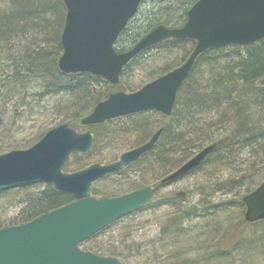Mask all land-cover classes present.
Here are the masks:
<instances>
[{"label":"trees","instance_id":"1","mask_svg":"<svg viewBox=\"0 0 264 264\" xmlns=\"http://www.w3.org/2000/svg\"><path fill=\"white\" fill-rule=\"evenodd\" d=\"M5 1L11 10L5 12L1 9L0 13V153L18 147V142H22L20 145L27 148L39 140L44 132L51 128L46 124L48 120L46 116L56 114V108L60 106L71 111L70 114H65L60 122H69L74 128L96 129L99 126L111 124L113 120L100 125L84 126L81 119L111 92L137 90L135 89L137 86L126 84L124 80L139 63L144 51L125 65L117 84L89 72L64 73L58 67V59L63 50L59 40L61 37L59 29L60 25L62 29L64 26L61 22L62 17L58 20L59 9L66 10L63 0H55L54 12L59 13L54 22L46 19L44 14L45 6L49 4L46 0H0V6L5 4ZM196 1L149 0L146 8L142 10L140 24L135 26L137 28L133 27V22L129 27L127 26L116 41L115 48L118 51L131 48L158 24L181 26L186 20L188 9ZM47 30L51 34L48 35L53 38V46L47 42L38 44L33 39L36 34L38 36L37 32L45 34L44 31ZM19 37H21L20 40ZM120 37L123 38L124 45L119 41ZM16 41L20 46L22 41L26 44L23 48L19 45L16 47ZM166 41L167 44L164 45L166 49L186 51L182 61L192 52L196 43L188 38H172ZM263 77L264 38L248 44L222 45L201 53L178 91L171 116L154 111L171 119V123L155 126L151 135L163 127L157 144L133 164L151 155L149 157L151 160L155 159L154 164L169 168L162 175L164 177L192 156L189 154L190 149L199 151L206 145L217 142L214 150L189 173L196 171L210 160H218L230 165L245 159L247 162L245 171H240L242 173L235 174L230 180L232 182L250 180L251 183L243 190H239L225 204L244 208L242 196L252 191L264 179V84L261 82ZM152 79L154 78L149 81ZM41 94L42 97L38 98ZM66 96H72L71 100L66 101ZM49 110L52 111L48 113ZM27 122L32 123L33 129L38 128L37 122L42 128L34 129L35 132L25 138L14 139L13 127L15 125L26 127ZM2 142L7 143L2 144ZM97 147L98 142L87 153L84 162L74 160L72 171L80 170L96 162L109 163L116 160V154L105 156L104 160L96 158ZM174 151H186V153L182 161L172 163L168 167L163 162L165 154ZM162 177L156 178L153 182L156 185V193L163 184L171 182L161 183ZM139 186V183L134 182L126 189L131 191L140 188ZM9 190L0 191V195ZM94 193L104 195L97 190H94ZM178 198L183 199L172 194L163 196L161 200L158 198L157 201L155 198L152 203L126 214L99 233L109 230L128 217L133 218L146 209L179 201ZM14 199L11 198L8 203ZM73 199L71 194L57 191L49 185L41 194L31 195L28 200L26 199L27 206L20 209L17 214L3 215L0 211V228L27 222ZM198 206L207 209L209 204L201 202V204L193 205L191 209L195 210ZM181 219L182 216L171 215L165 228L159 232V236L149 240L147 244L155 247L169 234L165 231L179 225ZM242 221L246 222L244 219ZM82 245L87 250L113 256L124 262H128L131 256L136 259V255L131 250L126 251L114 242L108 243L105 248H97L96 251L94 248L87 247L85 242Z\"/></svg>","mask_w":264,"mask_h":264},{"label":"water","instance_id":"2","mask_svg":"<svg viewBox=\"0 0 264 264\" xmlns=\"http://www.w3.org/2000/svg\"><path fill=\"white\" fill-rule=\"evenodd\" d=\"M142 1L63 0L66 15L58 67L64 73L90 72L117 83L123 67L141 51L169 38L196 41L179 66L137 91H115L99 101L82 118L85 125L148 110L169 116L181 85L201 53L221 45L248 44L264 38V0H197L188 9L182 26L158 24L130 49L117 52L115 42ZM261 81L264 84V78ZM162 132L161 127L115 162L94 163L72 173L63 172L64 164L71 153L92 149L94 132H79L65 122L46 131L29 148L0 154V190L46 181L75 198L26 223L0 228V264H126L115 257L83 250L79 244L126 213L152 202L155 185L114 197L97 198L90 191L94 181L118 172L151 150ZM216 146L217 142L206 145L162 182L184 176ZM242 200L245 220L264 219V180L244 194Z\"/></svg>","mask_w":264,"mask_h":264},{"label":"rangeland","instance_id":"3","mask_svg":"<svg viewBox=\"0 0 264 264\" xmlns=\"http://www.w3.org/2000/svg\"><path fill=\"white\" fill-rule=\"evenodd\" d=\"M46 1L49 4L45 6L44 14L46 19L54 22L59 13L54 12L55 0ZM148 1L145 0L140 6L138 13L129 22L128 27L132 22L133 27L140 24L139 18L142 16V10L146 8ZM3 4L0 6V13L1 9L9 12L11 8L7 7L8 3L5 1ZM59 10L58 20L62 17L61 22L64 24L66 10L63 8ZM60 26L59 33L61 34L62 25ZM37 33L38 36L36 34L33 39L38 44L47 42L53 46V38L48 35L50 34L48 30L44 31L45 34ZM119 41L123 45L125 44L122 37ZM166 42L144 51L139 63L131 70L124 82L131 86H137L135 89H139L149 79L158 77L166 70L179 65L186 51L184 49L168 50L164 46L167 44ZM20 44L21 46L16 41L15 46L19 45L20 48H23L26 42L22 41ZM123 91L132 92L131 90ZM71 98L72 96H66L65 100L69 101ZM50 111L52 110H49L48 113ZM70 113L71 111H68L66 107L60 106L56 108V114L46 116L48 117L46 124L53 127L63 120L65 114ZM170 123L171 119L154 111L113 119L111 124L108 123L105 126L92 129L97 133L94 141V145L98 142L96 158L104 160L105 156L116 154V159H119L123 152L146 141L151 136L150 133L155 126ZM31 124V122L25 123L27 128L15 125L13 129L14 139L25 138L35 130L42 128L37 122L36 127L38 128H34V130ZM87 129L89 128L84 127L77 130L84 131ZM21 143L18 142V147L13 149L24 148L20 145ZM189 152V154L194 155L197 151L190 149ZM185 153L186 151L167 153L163 162L169 167L172 163L182 161ZM149 156L119 173L94 182L91 195L94 197L118 196L129 192L126 188L134 182L139 183V187H142L148 183H153L156 178H161L169 168L154 164L155 159L151 160ZM86 157L87 153H72L63 167V171L72 172L74 168L72 162L74 160L84 162ZM245 161V159H241L229 165L218 160H210L196 171L163 184L156 193V201L168 194L183 199L178 198L179 201L176 200V202L146 209L133 218L128 217L109 230L88 239L85 245L94 248L96 251L97 248H105L108 243L114 242L125 248L126 251L131 250L136 255V259L131 256V259L126 262L128 264H264V220L244 223L242 220L244 219L245 206L241 208L235 205H225L239 190H243L251 183L250 180L244 182L239 180L232 182L230 180L235 174L245 171L247 167ZM102 163L106 162L103 161ZM49 185L53 186L47 182H39L10 189L0 195V211L3 212V215L17 214L20 209L27 206L26 199L28 200L31 195L41 194ZM94 190L102 192L104 195L94 193ZM11 198L15 199L8 203ZM201 202L209 204V207L202 209L201 206H198L195 210L191 209L193 205L201 204ZM174 214L182 216L180 224L167 229L165 232L169 234L155 247L147 244L149 240L159 236V232L167 225L168 218ZM81 247L85 249V246L82 245Z\"/></svg>","mask_w":264,"mask_h":264},{"label":"bare ground","instance_id":"4","mask_svg":"<svg viewBox=\"0 0 264 264\" xmlns=\"http://www.w3.org/2000/svg\"><path fill=\"white\" fill-rule=\"evenodd\" d=\"M61 33H62V32H61ZM120 34H121V33H120ZM120 34H119V35H120ZM60 40H61V37H60ZM58 63H59V59H58ZM58 66H59V64H58ZM137 90H138V89H137ZM137 90H133V91H137ZM133 91H132V92H133ZM41 97H42V94H41V95H38V98H41ZM14 127H15V126H14ZM14 127H13V129H14ZM49 129H51V128H49ZM49 129H48V130H49ZM48 130H46V131H48ZM46 131H45V132H46ZM45 132H44V134H45ZM44 134H43V135H44ZM184 162H185V161H184ZM184 162H183V163H184ZM183 163H182V164H183ZM179 166H180V165H179ZM179 166H178V167H179ZM178 167H176L175 169H177ZM175 169H173L172 171H174ZM172 171H171V172H172Z\"/></svg>","mask_w":264,"mask_h":264}]
</instances>
